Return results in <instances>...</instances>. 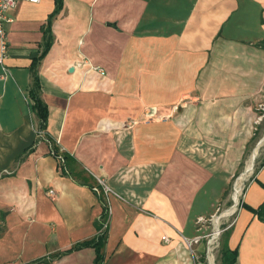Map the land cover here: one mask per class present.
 <instances>
[{"label": "crops", "instance_id": "crops-1", "mask_svg": "<svg viewBox=\"0 0 264 264\" xmlns=\"http://www.w3.org/2000/svg\"><path fill=\"white\" fill-rule=\"evenodd\" d=\"M54 9V0L22 2L8 14L0 264L49 260L92 239L101 201L104 264H198L186 242L198 237L192 221L200 203L207 211L224 200L243 153L233 123L248 119L252 101L264 100V0H63L37 69L48 110L40 139L29 68ZM184 98L180 113L196 124L185 134L158 120L129 124L147 107L160 115ZM191 130L215 146L194 148ZM45 136L66 154L64 162ZM98 179L112 193H96ZM263 186L264 165L241 204L259 207ZM228 246L237 250L236 264H264V223L241 205ZM94 258L84 248L43 264Z\"/></svg>", "mask_w": 264, "mask_h": 264}, {"label": "rangeland", "instance_id": "rangeland-1", "mask_svg": "<svg viewBox=\"0 0 264 264\" xmlns=\"http://www.w3.org/2000/svg\"><path fill=\"white\" fill-rule=\"evenodd\" d=\"M186 101H189V98H184L181 103L168 106L166 110H164L162 113H159L160 115H155L156 113L151 114L150 108L147 107L149 109L146 108L144 111V118L141 121H136L129 124L136 127L138 124L143 122H145V124L158 121L162 123L168 122L173 127L182 129L185 134L188 131L190 125L194 124L190 122L186 114L180 113V109L186 110L188 107ZM248 112L250 115L247 117L248 119H246V121H236L233 123L236 125V139L239 141V146L242 147L241 152L243 153L240 158L238 168L231 172L230 182L226 188L224 200L220 201L212 210L207 209V211H205L206 209H201L203 206L200 203L199 205L201 214L192 221L197 231L196 233L198 237L186 242L190 251H192L193 256L197 258L196 262L198 264H210L209 257H212L213 264H219L223 233L232 226L245 188L250 178L253 176L255 170L258 168L264 158V100L258 102L252 101L251 105L248 106ZM195 125L196 124H194V126ZM192 131L193 130H191L190 134L192 135V140H190L192 141L194 148H199L203 153L215 146L213 145L214 143L212 138L206 136L205 134L202 135L199 130L198 131L200 133L197 135H194ZM255 150L258 152H256L255 160L252 163V170L245 174L251 156ZM200 156L203 155L200 154ZM97 185L98 183L94 187H97ZM237 187L239 188L238 202L237 205L234 206L233 194ZM231 208H233L232 213L230 215L223 216L225 211L230 210ZM217 217L220 218L218 225V235L213 240V242L209 244L210 240L216 233L214 232L216 231L214 218Z\"/></svg>", "mask_w": 264, "mask_h": 264}, {"label": "trees", "instance_id": "trees-1", "mask_svg": "<svg viewBox=\"0 0 264 264\" xmlns=\"http://www.w3.org/2000/svg\"><path fill=\"white\" fill-rule=\"evenodd\" d=\"M55 2V9L52 12V14L48 18V26L44 31V39H43V44H42V50L40 53L32 58V62L30 65V74H31V85L28 90V96L30 100L32 101V112L37 120L38 124V129L45 132L46 130V122L48 118V110L46 104L43 102L40 96V91H41V86L39 82V77H38V66L40 64V61L42 58L47 54L49 51L51 45H52V35L50 31V25L52 20L59 14V12L62 9L63 6V0H54ZM46 137V136H45ZM47 138V137H46ZM51 144V149L53 152V156L56 157V155L59 153V148L58 146L51 141L49 138H47ZM63 159L66 157L65 153H62ZM264 165V158L261 161L260 165L258 168L255 170V173ZM264 188V186H263ZM102 203V213L100 216L99 221L96 223V231L97 234L94 236L92 239L89 240H84L81 242H77L73 244L70 248L54 255L52 259H46V258H39L34 261L29 262L28 264H43V263H50L53 260L59 259L65 255H68L72 252L82 250L84 248H92L95 253V258L93 260V264H104V253H103V248L107 239V229L103 230L102 229V224L104 221L107 220V208H106V203L105 201H101ZM241 207L246 208L249 210L256 218L264 223V201L263 203L253 209L250 208L244 204H241ZM239 205V206H240ZM231 232V227L227 229L223 233V241L221 245V256H220V262L219 264H236L237 261V250H231L228 246V240Z\"/></svg>", "mask_w": 264, "mask_h": 264}, {"label": "built area", "instance_id": "built-area-1", "mask_svg": "<svg viewBox=\"0 0 264 264\" xmlns=\"http://www.w3.org/2000/svg\"><path fill=\"white\" fill-rule=\"evenodd\" d=\"M41 0H0V81L6 80L10 76V70L6 65V61L8 58V41H7V25L10 23L9 12L14 9L19 3L27 2L36 4ZM36 134L41 138L45 134L43 131L38 128L35 129ZM50 145V144H49ZM50 151L52 152L51 145ZM53 153V152H52ZM56 159L59 162H64L62 157V152L56 155ZM93 190L98 194L108 195L111 192L109 187L104 183V181L98 179L97 187H94ZM50 195H53V191H49ZM102 229L106 230L108 228V221H104L102 224Z\"/></svg>", "mask_w": 264, "mask_h": 264}, {"label": "bare ground", "instance_id": "bare-ground-1", "mask_svg": "<svg viewBox=\"0 0 264 264\" xmlns=\"http://www.w3.org/2000/svg\"><path fill=\"white\" fill-rule=\"evenodd\" d=\"M59 32V31H58ZM60 33V32H59ZM57 55V54H56ZM51 58V57H50ZM54 59V58H53ZM58 59V58H57ZM65 61V60H64ZM56 72V71H55ZM57 74V73H56ZM59 74V73H58ZM254 151V150H253ZM256 152H258V151H256L255 150V152H253V154H252V156H251V159H250V162H249V165H248V167H247V169H246V171H245V174L246 173H249L251 170H252V163H253V156L255 155V153ZM246 179V178H245ZM238 194H239V188L237 187L236 189H235V192H234V194H233V201H234V206H236L237 205V202H238ZM232 211H233V208H231L230 210H227V211H225V213L223 214V216H227V215H230L231 213H232ZM222 216V217H223ZM215 220H214V224H215V228H216V231H214V232H216L215 234H214V236L212 237V239L210 240V242H209V244H211L212 242H213V240L216 238V236L218 235V225H219V220H220V218L219 217H217V218H214ZM213 261H212V257H209V263L210 264H213L212 263Z\"/></svg>", "mask_w": 264, "mask_h": 264}, {"label": "water", "instance_id": "water-1", "mask_svg": "<svg viewBox=\"0 0 264 264\" xmlns=\"http://www.w3.org/2000/svg\"><path fill=\"white\" fill-rule=\"evenodd\" d=\"M255 157H256V153H255V155L253 156V162H254V160H255Z\"/></svg>", "mask_w": 264, "mask_h": 264}]
</instances>
